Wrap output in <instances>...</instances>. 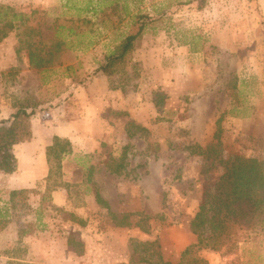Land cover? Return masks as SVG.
<instances>
[{
  "label": "rangeland",
  "instance_id": "1",
  "mask_svg": "<svg viewBox=\"0 0 264 264\" xmlns=\"http://www.w3.org/2000/svg\"><path fill=\"white\" fill-rule=\"evenodd\" d=\"M0 4L32 16L45 43L63 42L56 60L38 69L29 66L30 40L21 37L20 43L11 33L0 43V116L19 98L35 99L38 112L46 111L71 98L74 88L89 93L88 84L99 77L114 95H124L123 103L116 98L126 110L112 119L119 118L122 129L130 121L145 129H133L130 139L112 135L101 145L104 159L75 155L79 163L67 173L54 168L48 182L14 198L6 226L12 225L0 230V264H178L196 242L190 221L203 193L214 191L223 172L220 160L254 159L264 182V0ZM138 14L154 22L126 64L106 76L97 73ZM71 21L78 36L58 30ZM211 143L220 144L218 157L189 154L190 147L206 150ZM102 163L125 170L109 176ZM58 182L61 187L53 190ZM55 190L64 191V204L54 202ZM9 193L0 191V206ZM96 193L109 209L96 202ZM238 237L230 251L194 250L190 257L264 264V229Z\"/></svg>",
  "mask_w": 264,
  "mask_h": 264
},
{
  "label": "trees",
  "instance_id": "2",
  "mask_svg": "<svg viewBox=\"0 0 264 264\" xmlns=\"http://www.w3.org/2000/svg\"><path fill=\"white\" fill-rule=\"evenodd\" d=\"M31 18L32 16L18 12L10 5L0 4V43L11 33H15L19 39L23 37L30 40L27 44L29 66L35 69L47 68L56 60L54 58H57L63 42L58 40L52 41L51 44L45 43L38 27H33V23H30ZM153 22L154 19L147 14L136 15L127 35L106 56L104 63L96 72L106 76L123 67L137 41ZM63 28L70 36H78L75 32V22L71 21L68 27L60 26L58 30ZM19 42L23 43L21 39ZM11 105L13 112L10 117L0 121V171L4 174L16 172L17 159L13 154V147L32 139L30 119L40 110L39 102L32 98H19ZM127 124L125 134L129 139L135 136L136 132H133V129L145 132L143 127L136 126L131 121ZM219 145L208 144L206 150L190 147L188 151L190 155L216 158L221 151ZM70 153L71 144L67 139L53 138L52 145L46 149L49 164L47 182L54 168L61 172V162ZM220 165L223 172L214 184V191L203 193L198 210L190 221V231L195 235L196 242L183 251L178 264H183L185 260L187 261L185 264H209L204 259L190 255L194 250L216 252L222 247L230 251L239 241L240 234L261 232L264 229V182L259 163L251 158L233 155L227 160H220ZM122 167V164H118L112 170L119 172ZM60 187L58 182L53 190ZM32 192L33 189H19L9 193V201L0 206V230L9 222L10 211L16 208L14 198ZM95 200L109 209L98 193L95 194Z\"/></svg>",
  "mask_w": 264,
  "mask_h": 264
},
{
  "label": "crops",
  "instance_id": "3",
  "mask_svg": "<svg viewBox=\"0 0 264 264\" xmlns=\"http://www.w3.org/2000/svg\"><path fill=\"white\" fill-rule=\"evenodd\" d=\"M107 85V81L102 78H94L88 84L89 93L83 92L79 87L74 88L75 94L71 98H65L48 110L33 115L30 119L32 139L13 147L17 170L13 174H4L0 171V191L5 193L19 189H36L37 184L43 182L45 184L49 176L46 149L52 145L54 137L67 139L71 144V153L61 162L63 173H67L71 163H79L78 159L73 160L75 155L83 160L104 159L101 156L102 143L110 141L114 134L125 133V128L122 129L123 126H120L122 123L119 118L116 121L112 119V115H121L122 112L119 111L126 110L121 105L124 99L123 93L118 90V95L117 93L114 95ZM118 96L121 102H118L116 98ZM3 112L4 115L0 116V120L8 119L13 109L5 107ZM102 164L105 166L104 163ZM105 167L109 176H121L125 170L122 167L119 172H114L108 163ZM94 178V181L98 178L96 172ZM63 180H67L66 177L63 176ZM63 192V190L51 192L56 204L62 205L63 201H66ZM11 222L10 226L6 227L10 228ZM6 227L3 232L8 229ZM209 264L214 263L209 262Z\"/></svg>",
  "mask_w": 264,
  "mask_h": 264
}]
</instances>
